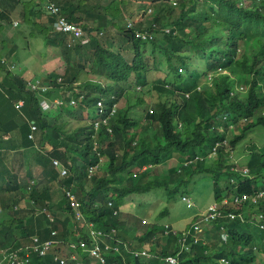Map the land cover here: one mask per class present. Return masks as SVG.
Returning a JSON list of instances; mask_svg holds the SVG:
<instances>
[{
    "label": "trees",
    "instance_id": "1",
    "mask_svg": "<svg viewBox=\"0 0 264 264\" xmlns=\"http://www.w3.org/2000/svg\"><path fill=\"white\" fill-rule=\"evenodd\" d=\"M48 1L59 14L48 17L49 29L35 21L40 8L29 10L24 4L22 12L30 11L32 18L24 20L44 40L43 46H56L60 51L65 62L61 80L57 81L56 74H45L40 82L48 84L50 92L60 93L64 104L51 117L43 116L36 94L26 90V80L1 65L0 87L7 96L0 92L2 146L10 147V138L17 137L21 114L35 127L29 130L24 121L21 143L11 149H31L26 135L30 132L42 153L31 150V159L40 168L35 177L27 172L31 185L21 181L5 184L6 191L0 189V217L8 216L0 224L5 239L0 237V247L13 241L20 246L30 233L47 240L50 231L59 227L51 240L83 242L85 229L77 215L72 218L67 203L58 205L61 215L54 216L49 228L46 215L26 217L22 210L9 206L26 199L33 206L44 207L50 202L51 185L64 184L78 193L76 203L87 221L104 233L110 232L109 227L120 228L118 239H131L135 247L150 255L148 259L133 257L118 245L119 252L109 254L114 264H166L164 257L175 256L178 250L180 232L173 233L161 221L168 214L165 206L156 214L148 212L151 207L143 213L137 209L141 205H135L138 216L120 211L128 197L139 196L176 197L188 208H197L191 223L199 220L204 225L207 243L193 245L189 238V249L179 253L177 264H220L221 258L229 264H264L256 262L252 252L257 245L264 253V148H247L244 164L250 179L238 176L230 166L236 143L264 125V0ZM42 2L39 0L40 5ZM148 9L151 13L146 24ZM59 16L81 27L88 43L66 46L68 34L54 31L48 35ZM116 20L122 25L116 26ZM142 25L150 38L135 36ZM110 28L118 32L117 43L109 37ZM103 32L108 35L102 39ZM7 49L5 46L2 51ZM62 92H67V97ZM147 98H153V104H148ZM16 99L23 101L19 111L13 105ZM122 99L125 106L111 112ZM134 112L139 119L133 118ZM226 121L232 128L228 124L218 128ZM103 158L105 166L89 175L88 168ZM52 159L67 168V178L59 179ZM169 160H175L176 167L158 173V167L164 168ZM198 181L189 191V185ZM207 189L210 202L220 208L221 216L215 220L206 217L211 211L201 207ZM7 192L13 193L10 201ZM141 218L152 221L143 226L140 236L134 235ZM19 234L24 237L13 240ZM31 258L32 264H58L50 256Z\"/></svg>",
    "mask_w": 264,
    "mask_h": 264
},
{
    "label": "clouds",
    "instance_id": "2",
    "mask_svg": "<svg viewBox=\"0 0 264 264\" xmlns=\"http://www.w3.org/2000/svg\"><path fill=\"white\" fill-rule=\"evenodd\" d=\"M50 3H52V2H50ZM46 7H47V4H46ZM146 12H147V15H150L151 10L148 9V10H146ZM57 15H59V14H57ZM50 16H53V15H50ZM139 16H142V14H139ZM53 22L51 23L50 32L55 31V29L53 27ZM126 24L129 27L130 23L128 21L126 22ZM73 25H75V24H73ZM75 26H77V25H75ZM32 31H33V29H32ZM165 31H167V30H165ZM137 32L144 33L147 36L149 34V32L146 31L145 29H140V30L135 31V36H136ZM63 34H66V33H63ZM76 41H77V44H80V45H86L88 43L87 42L85 44H81L78 40H76ZM71 45H73V44H70L69 46H71ZM2 59H3V62H1ZM5 61H7V63H8V60L6 58L2 57V55H0V68H1V65H3L8 72H10L12 74H17L16 72H11V70H9L7 68ZM57 75L59 76V78H57V81L59 82L61 80L60 76H62L63 73H61V75L60 74H57ZM1 78H2V75H1ZM1 78H0V80H1ZM40 80H41L40 77H38V79L26 80V83H25L26 90L31 91L34 94H36L35 96L38 99V103L40 101H43L41 98L46 100L44 95L49 93L50 98L48 100L51 102V104H52V101L54 99H58V108H62L64 103L61 101V96H59L60 93L55 94L54 91L50 92L51 87L46 83L41 84ZM73 84H75V83H73ZM77 84L78 83H76V85ZM2 89L3 88L0 87V92L3 93L5 95V97H7L5 91H3ZM70 104H72V101H70ZM13 105L19 111V110H21V108L23 106V101L21 99H16L15 101H13ZM116 109H117V107L115 104L113 106V108L111 109V112H114ZM149 113H150V111H149ZM18 120L20 121L19 123H17L19 126L18 130L16 131L18 135H17V137L15 135H13L10 138L12 141V142H10L11 146L10 147L5 146L3 148L2 143L0 141V145H1L0 146V162H1V165H0V189L3 188L4 190H5V184L14 185L15 182L17 184H21L22 183L21 181H23V182L27 181L29 183V185H31L33 183V181L27 179V172H30L29 165L27 166V171H26L25 177L21 176V174H20V170L23 168L22 162H23V160H28V159L32 160L31 156H30V153L32 154V152H33V151H31L32 149L37 150L40 153H42V151L40 149H38L37 139L30 132H28L26 135H27V139L32 143L31 149H18V151L15 149H11L15 145L19 146L21 143L20 138H22L23 133L21 132L20 128L22 127V125H24V121L27 122V124L29 126V130H34V127H35V125L32 122L26 120L21 114H19V118H17V121ZM223 120H226V119H224V117H223ZM226 124H228V128H232V126H233L228 121H226V122L221 123V128L223 127V125H226ZM218 128H220V126H218ZM255 129L256 130H260V129L264 130V125L258 126L256 128H254L251 132L246 133L243 140L236 143V145L237 144L238 145L237 146L235 145V147H234L235 151L233 152V155L235 157H231L233 160V164L230 165L231 169L233 168V171L237 172L238 176L246 177L249 179H250L249 168H247L244 163H245V160H246L247 155L249 153L250 147H255L257 150H262L264 148V139H263L264 134L257 137L256 141H253L250 138V136L253 134V131ZM16 140H17V142H16ZM34 140H36V141H34ZM240 143L245 145L244 150L246 153L244 152V154L242 155V158L238 159L236 157V154L238 155L237 152H239L241 154V152L238 151L239 149H237L239 147ZM247 148H249V150ZM212 155L213 156L216 155L215 148L212 149ZM32 161L35 163L34 160H32ZM100 161L98 162L99 164L93 165V166L88 168V174L89 175L91 174L92 171H95V169H97L98 166H101ZM54 162H56V164H54ZM9 163L14 164V165L11 166V165H9ZM51 163H52V166L55 168V170L58 172V174H59L58 177L60 180L67 178L68 170L65 166H63L56 159H52ZM3 165H5V166H3ZM36 168H37L36 174L34 176L31 175V177H35L37 175V173L39 172L40 168L38 166H36ZM30 174H31V172H30ZM51 186L53 188H51L49 191L50 202H49V204L46 203L44 207H41L38 205L33 206V205H31L32 202L26 201V199H19L15 205L11 204L9 206H11L12 210H14V209L15 210L16 209L22 210L21 213L26 217H30L32 215L34 217H38L41 214L46 215L48 222L45 225H48V228H49L52 226V225H50V223L54 222V216L59 218L61 215L58 212V205L61 203L62 204L67 203L70 205V209L72 212V218L75 219V216L77 215V217L79 218V221L83 225V227L85 229L84 234L86 236V239H84V241L81 243H72V244H64V242H57V241L51 240L53 233L59 232L60 227H59L58 231L51 230L50 231V238H48L47 240L46 239L42 240L41 238H39V236L37 234L30 233L28 235V238L20 246H18L14 241L10 245H6V244L1 245V247H0V264H32V262L34 261V258H31V257L33 255H35L39 258L41 256H50V257H52L53 262H57L58 264L59 263L60 264H85V262H87V264H114V262L109 258V254H111L112 252H119L118 245H123L125 250L128 251L130 254H132L133 257H143V258L145 257L147 259L150 257L149 252L146 254L141 250V248L135 247L133 242H132L133 240L130 239L128 242H123L122 240L118 239L116 236L120 233V231H121L120 228L109 227L110 232L104 233L101 229L97 228L90 221H87L86 218L83 217V215L80 211L79 203H76L77 197L71 188H67V186L64 184L63 185L57 184V186H55V185H51ZM1 194L2 193H0V196H1ZM8 194L9 193L7 192V196H8ZM11 195H13V193L9 194V196H8L9 201L12 200V198H13V197H11ZM60 195H61V197H60ZM262 195H263V193L260 192V196H262ZM58 197H60V198H58ZM55 198H58L61 200L54 202L53 199H55ZM162 201L164 202V200H162ZM107 206L111 207V204L107 203ZM189 207H190V205H189ZM203 208H206L208 212L211 211V213L208 214L206 217H211L215 220L218 216H221V213L219 212L220 208L216 204H213L210 202L206 207H203ZM30 209L36 210L35 214L31 213L29 211ZM51 210H53L54 212H52ZM120 211H121V209H120ZM117 213L120 214L119 211H117ZM202 214H203V209L201 212H199V215H202ZM7 218H8V216L6 218L1 216L0 217V224H1V221L5 220ZM258 219H259V217H258ZM139 221H140V225H139V223L135 224V226L138 228V230L135 231V234H134V235L137 234L138 236H140L141 229L144 228L143 226H149L148 225L149 222L147 219L141 218ZM165 225L168 228H170L173 233L177 232V231L180 232L179 245H178V250L176 252V255L175 256H172V255L165 256L164 262L166 264H177V261H178L177 257L179 255V253H181L182 251H187L189 249V245H190L188 243L189 238H190L193 245H196L198 243H203V244L207 243V241H205V236H206V234L204 233L205 230H203L204 225L200 224L199 220H197L195 223L190 222L188 227L181 229V230H176L171 225H168V224H165ZM0 237H1V234H0ZM22 237H24L23 234L14 235L13 240L20 241ZM220 237H221V240H223V241L226 240V235L224 232L221 233ZM2 240H5V239L2 238ZM213 252H211L209 254V256H212ZM252 252H253V255L256 257V262H264V253L258 249L257 245H254L252 247ZM220 264H229V261L224 259V258H221Z\"/></svg>",
    "mask_w": 264,
    "mask_h": 264
},
{
    "label": "rangeland",
    "instance_id": "3",
    "mask_svg": "<svg viewBox=\"0 0 264 264\" xmlns=\"http://www.w3.org/2000/svg\"><path fill=\"white\" fill-rule=\"evenodd\" d=\"M130 7H134V6H130ZM0 10L5 12L12 19H19L21 24L24 26L21 28V27H19V25H17L16 28H13L14 25L11 26L12 24L1 23L4 29L0 31V50H2L5 46L10 48V47H12L11 44H14V47L16 48L15 51L17 52L15 54H12V56H11V53H9V50H7L4 53L5 58L8 60V63H7V61H5V64L7 65V68L9 70H11V72L22 73L24 75L27 72H31L34 75V77H41L42 75H45L47 73L49 75L50 74H56V75L60 74L61 75V73H64L65 62L61 58L60 51H59L58 47H56V46L52 47L49 45H47V46L42 45V42L44 40L41 39V37L39 35H35L33 33V31L30 30V27L27 24V22L24 20V18L31 17L29 13H24V12L20 13V11L15 8L13 0H1L0 1ZM147 16H148V18H146ZM145 18H144V21L146 24H148L149 19H150L149 15H146ZM129 20L132 21V19H129ZM107 21L109 23L112 22V20H110L109 18H107ZM38 23L40 26H43L46 28H48V26H49V24L46 21V18L44 16H42V14L38 17ZM85 24L89 25L90 21L86 20ZM114 24H116V26L122 25V23H120L118 20H116ZM110 27H112V26H110ZM143 27H144V25H142L141 29H144ZM17 29H20L21 32H23V33L22 34L15 33V36L13 38V39H15V42L11 43L10 38L13 36L14 30H17ZM109 33H110L109 37L112 38L114 43H117V41H118L117 40V34H118L117 30L115 28H110ZM47 34L48 35L51 34L49 30H48ZM93 35H94V33H93ZM107 35H108L107 33L103 32L100 35V38L103 39ZM41 52H44V56H42V57L39 56V54ZM14 57H15V59H14ZM39 58H44V60H41L42 61L41 65L43 66V68L46 71L44 69L40 68V64L38 63ZM0 78H1V75H0ZM103 83L105 84L106 81H103ZM74 85H76V84H74ZM62 93L65 97H67V92H62ZM55 94H56V92H55ZM44 96H45L46 100L41 98L43 101H40L38 103V107L42 111L43 116L51 117L50 114H52L58 110V99H54L52 101V104H51V102L48 100L50 98L49 97L50 94L47 93ZM131 96H133L132 93H131ZM146 101L148 104L149 103L153 104L154 99L153 98H151V99L147 98ZM124 102L125 101L123 99L120 100L116 104V107H124L125 106ZM133 118L139 119V115L134 112ZM220 129H222L221 125H220ZM262 134H264L263 129H260V130L255 129L253 131V134L250 136V138H251V140L256 141L257 137H259ZM263 139H264V137H263ZM34 141H36V140H34ZM244 146H245L244 144L240 143L239 147L237 148V149H239L238 151L241 152V154H239V153H238V155L236 154V157L238 159H241L242 155L245 152ZM105 162H106V159H102L100 161L101 165H104V166H105ZM176 164H177V162L175 160H169L164 168L158 167L157 171H158V173H166L167 168H170L171 166L176 167ZM9 165L13 166L14 164L9 163ZM22 165H23V168L20 170L21 176L25 177L28 165L30 167L31 175L34 176L36 174L37 168H36L35 163L32 160H29V159L23 160ZM198 184H199V181L195 185H189V191H192L195 187H197ZM76 195L78 196V193H76ZM60 197H61V195H60ZM60 197H58V198H60ZM160 197H163L164 202L162 200H160ZM160 197L159 198H152V197H148V196H146V197L145 196L128 197L126 199V201L127 200L128 201H127L126 205H124L121 208V211H123V213L129 214L131 216H138V214H134V211L136 212L135 205H141L137 208L138 210H141L143 213H146L147 208L151 207L148 209V212L156 214L160 210H162L163 206H165L166 210L168 211V214L164 218L161 219V221L164 222V224L169 223L176 230H181V229H184L187 226H189L190 222L192 221L193 214L197 212V208L196 207L188 208V206H185L184 203L179 201V199H177L176 197L173 198L172 200H168L164 196H160ZM201 197H202L201 207H206L211 201L210 191L208 192V189H207L206 192H203V195ZM58 198L53 199L54 202L61 200ZM161 201L163 202V204H160ZM151 202H157V203H154V204L148 206L147 204L151 203ZM144 203H147V204H144ZM193 204L195 205V203H193ZM51 211L54 212L53 210H51ZM151 221H148V222H151Z\"/></svg>",
    "mask_w": 264,
    "mask_h": 264
},
{
    "label": "crops",
    "instance_id": "4",
    "mask_svg": "<svg viewBox=\"0 0 264 264\" xmlns=\"http://www.w3.org/2000/svg\"><path fill=\"white\" fill-rule=\"evenodd\" d=\"M23 2V3H22ZM46 2H48V0L46 1V0H43V2L41 3V5L39 4V0H13V3H14V6H15V8L16 9H18L19 11H20V13H22V6L25 4V6L27 7V8H29V10L32 8V7H36V8H40L42 11H41V14H42V16H44L45 18H46V21H47V23H48V17L50 16L49 14H48V12H47V9H46ZM30 3V4H29ZM38 3V4H37ZM0 13H1V16H0V31L1 30H3L4 28H3V26H2V24L1 23H8V24H12L11 26H13V28H16L17 27V25H19V27H24L22 24H21V22L19 21V19H12L9 15H7L5 12H3V11H1L0 10ZM29 14H30V11H29ZM40 14V15H41ZM40 15H38L37 13H36V15H34V17H35V21H38V17L40 16ZM32 18V17H31ZM86 21V20H85ZM88 21V20H87ZM87 25V24H86ZM38 26L39 27H41V28H43V26H40L39 25V23H38ZM87 26H90V25H87ZM79 27V26H78ZM81 28V27H80ZM31 31H32V29H31ZM15 33H19V34H22L23 32H21V30L20 29H17V30H14V34H13V36L10 38V42L11 43H13V42H15V39H13L14 38V36H15ZM84 33V32H83ZM18 34V35H19ZM64 44H66V46H69L70 44H73V45H77V41H75L74 43H72V39H66L65 40V43ZM42 45H43V43H42ZM11 46L12 47H7L8 49L7 50H9V53H11V56H12V54H15V53H17L16 51H15V47H14V44H11ZM6 50V51H7ZM6 51H4V52H2V50H0V55H2V57H4L5 58V56H4V53L6 52ZM1 52H2V54H1ZM14 59H15V57H14ZM41 60H44V58H39V60H38V63L40 64V68H42V69H44L43 68V66L41 65ZM45 70V69H44ZM46 71V70H45ZM19 76H22V78L24 79V80H31V79H38V77H34V75L31 73V72H27L25 75L24 74H22V73H17ZM48 74V73H47ZM34 77V78H33ZM0 82H1V80H0ZM20 121L18 120L17 121V123H19ZM12 134H15V132H13ZM28 152V151H27Z\"/></svg>",
    "mask_w": 264,
    "mask_h": 264
},
{
    "label": "built area",
    "instance_id": "5",
    "mask_svg": "<svg viewBox=\"0 0 264 264\" xmlns=\"http://www.w3.org/2000/svg\"><path fill=\"white\" fill-rule=\"evenodd\" d=\"M46 9L48 14L57 15L58 9L53 3L48 2ZM53 27L57 32L69 34V38L72 39V43H74L76 40H78L81 44L87 43V39L83 37L84 33L82 29L68 22L62 16H59L54 20ZM136 36L140 37L141 39L150 38V36L139 32L136 33ZM1 62H3V59L1 60ZM54 164H56V162H54Z\"/></svg>",
    "mask_w": 264,
    "mask_h": 264
}]
</instances>
